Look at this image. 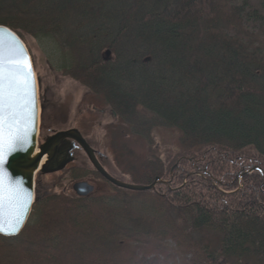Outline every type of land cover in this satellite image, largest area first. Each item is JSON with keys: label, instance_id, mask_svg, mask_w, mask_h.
<instances>
[{"label": "trees", "instance_id": "1", "mask_svg": "<svg viewBox=\"0 0 264 264\" xmlns=\"http://www.w3.org/2000/svg\"><path fill=\"white\" fill-rule=\"evenodd\" d=\"M0 25L56 40L67 75L147 142L123 180L172 181L88 197L41 182L0 264H264V171L248 173L264 168V0H0ZM82 163L74 180L105 179Z\"/></svg>", "mask_w": 264, "mask_h": 264}, {"label": "rangeland", "instance_id": "2", "mask_svg": "<svg viewBox=\"0 0 264 264\" xmlns=\"http://www.w3.org/2000/svg\"><path fill=\"white\" fill-rule=\"evenodd\" d=\"M27 41L41 81L43 136L46 137L53 130L80 128L96 148L110 156L105 161L107 168L117 177L133 181L132 172H128L130 166L126 167L122 159H131L132 163L140 161L148 154L147 142L136 136L128 124L111 112L106 100L96 97L85 85L67 75L64 69L66 57L56 40L44 38L38 41L28 36ZM104 109L109 112H103ZM181 136L179 130L162 129L157 132L158 143L165 149L177 146ZM80 157V163L65 172L39 176V185L42 182L45 190L50 192L75 193L76 184L84 179L74 180L73 169L81 168L83 159L90 160L85 153ZM90 163L93 168L91 160ZM86 180L97 186L96 194L115 192L113 184L104 178L88 177Z\"/></svg>", "mask_w": 264, "mask_h": 264}, {"label": "water", "instance_id": "3", "mask_svg": "<svg viewBox=\"0 0 264 264\" xmlns=\"http://www.w3.org/2000/svg\"><path fill=\"white\" fill-rule=\"evenodd\" d=\"M0 37L3 38L10 52L15 50L18 53L21 62L30 58L34 68V81L32 82L30 95L23 98V106L19 109L18 119L13 122L10 128L6 129L7 136L19 135L22 140L17 145V150L9 156L6 166L7 172L10 174L8 184L15 193L16 203L15 210H6L4 227H12L15 213L24 207V203L29 197L31 198V208L28 212L27 221L18 235H9L5 232H0V234L14 238L24 233L40 199L38 176L66 171L79 160L78 152L80 149H85L103 176L120 188L147 192L157 191L162 184H171L172 181L163 177H159L153 185L130 183L116 177L104 163L107 155L95 148L79 128L58 131L54 135L43 139L44 106L41 96V81L33 53L23 37L8 26L0 25ZM110 55H112V52H110ZM20 75L24 79L29 78L27 72H21ZM257 170L264 171V168L259 166L249 170L248 173H254ZM75 189L83 197L91 196L97 192V186L88 181L79 182Z\"/></svg>", "mask_w": 264, "mask_h": 264}, {"label": "snow or ice", "instance_id": "4", "mask_svg": "<svg viewBox=\"0 0 264 264\" xmlns=\"http://www.w3.org/2000/svg\"><path fill=\"white\" fill-rule=\"evenodd\" d=\"M21 72H27L29 78H22ZM33 81L34 68L30 58L21 62L18 53L15 50L10 52L0 37V232L9 235H18L22 231L31 208V198L15 213L12 227H4L6 210H15L16 203L15 193L8 184L10 174L6 166L9 156L17 150L22 140L19 135L7 136L6 129L18 119L23 98L30 95Z\"/></svg>", "mask_w": 264, "mask_h": 264}, {"label": "flooded vegetation", "instance_id": "5", "mask_svg": "<svg viewBox=\"0 0 264 264\" xmlns=\"http://www.w3.org/2000/svg\"><path fill=\"white\" fill-rule=\"evenodd\" d=\"M97 109L100 110V108H97ZM103 112H105V113L107 112V113H108L109 110L104 109ZM111 112H112L113 114H115L116 116H118V114H117L115 111L112 110ZM57 131H61V130H53L49 135H54ZM49 135H47V136H49ZM82 153H85L86 155H88L87 152L85 151V149H80L79 152H78L79 159L81 158V157H80V154H82ZM107 159H108V157H105L104 162L107 161ZM77 163H78V162H77ZM74 166H75V164L72 165V166L70 167V169H71L72 167H74ZM54 175H55V174H54ZM45 176H49V175H45ZM82 181H88V180L84 179V180H82Z\"/></svg>", "mask_w": 264, "mask_h": 264}, {"label": "bare ground", "instance_id": "6", "mask_svg": "<svg viewBox=\"0 0 264 264\" xmlns=\"http://www.w3.org/2000/svg\"><path fill=\"white\" fill-rule=\"evenodd\" d=\"M48 160V159H47ZM47 160H46V162H47Z\"/></svg>", "mask_w": 264, "mask_h": 264}]
</instances>
